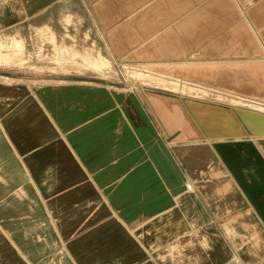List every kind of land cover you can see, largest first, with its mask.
I'll return each instance as SVG.
<instances>
[{
  "label": "crops",
  "instance_id": "obj_1",
  "mask_svg": "<svg viewBox=\"0 0 264 264\" xmlns=\"http://www.w3.org/2000/svg\"><path fill=\"white\" fill-rule=\"evenodd\" d=\"M0 44V264H264V0H0Z\"/></svg>",
  "mask_w": 264,
  "mask_h": 264
},
{
  "label": "rangeland",
  "instance_id": "obj_2",
  "mask_svg": "<svg viewBox=\"0 0 264 264\" xmlns=\"http://www.w3.org/2000/svg\"><path fill=\"white\" fill-rule=\"evenodd\" d=\"M46 72V75H50V76H54L55 74H58L59 72H62V73H64V74H66L65 76H68L69 77V74L70 73H81V74H83V73H85L84 71H76V72H72V71H70V70H64V71H45ZM126 78L127 79H136V75L135 74H130L129 75V73H127V75H126ZM134 88L136 89V85L134 86ZM140 91V90H139Z\"/></svg>",
  "mask_w": 264,
  "mask_h": 264
},
{
  "label": "bare ground",
  "instance_id": "obj_3",
  "mask_svg": "<svg viewBox=\"0 0 264 264\" xmlns=\"http://www.w3.org/2000/svg\"><path fill=\"white\" fill-rule=\"evenodd\" d=\"M17 41H18V40H17ZM13 42H14V41H13ZM19 43H20V42H19ZM1 44H2V43H1ZM1 44H0V45H1ZM15 44H16V43H15ZM1 46H2V45H1ZM14 47H15V46H13L12 48H14ZM16 47H17V46H16ZM16 47H15V48H16ZM6 48H7V47H6ZM18 48H19V46H18ZM20 48H21V46H20ZM3 49H4V48H3ZM18 50L21 51L20 49H18ZM18 50H17V52H19ZM13 51H14V50H13ZM13 51L11 50V54H12ZM15 51H16V50H15ZM6 53H8V52H6ZM21 53H22V52H21ZM0 54H1V53H0ZM2 54H3V53H2ZM4 54H5V53H4ZM11 54H10V55H11ZM19 54H20V53H19ZM17 55H18V54H17ZM23 55H24V54H23ZM4 57H5V56H4ZM4 57H2V58H4ZM6 57H7V55H6ZM6 57H5V58H6ZM13 57H14V56H13ZM19 57H20V55H19ZM6 59H8V58H6ZM6 59H4L5 62L8 61V60L6 61ZM11 61H12V60H11ZM18 61H19V59H18ZM65 61H66V60H65ZM70 62H71V61H70ZM1 63H3V62H1ZM75 63H76V62H75ZM108 63H110V61H109ZM7 64H8V63H7ZM26 64H27V63H26ZM26 64H25V65H26ZM18 65H19V64H18ZM105 65H106V64H105ZM1 66H2V65H1ZM22 66H23V65H22ZM56 66H57V65H56ZM100 66H102V65H100ZM23 67H24V66H23ZM148 75H149V74H148ZM162 80H163V79H162ZM167 81H168V80H167ZM171 81H172V80H171ZM164 82H165V81H164ZM172 82H174V81H172ZM166 85H167V84H166ZM171 86H172V85H171ZM251 126H252V125H251ZM257 128H258V126H257ZM262 128H263V127H262ZM256 130H257V129H256Z\"/></svg>",
  "mask_w": 264,
  "mask_h": 264
},
{
  "label": "built area",
  "instance_id": "obj_4",
  "mask_svg": "<svg viewBox=\"0 0 264 264\" xmlns=\"http://www.w3.org/2000/svg\"><path fill=\"white\" fill-rule=\"evenodd\" d=\"M189 188V186H187Z\"/></svg>",
  "mask_w": 264,
  "mask_h": 264
}]
</instances>
